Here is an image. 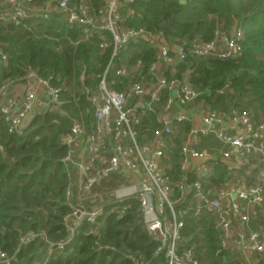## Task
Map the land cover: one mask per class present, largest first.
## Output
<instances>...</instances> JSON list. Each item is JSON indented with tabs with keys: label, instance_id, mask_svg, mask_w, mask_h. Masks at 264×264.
Here are the masks:
<instances>
[{
	"label": "built area",
	"instance_id": "obj_1",
	"mask_svg": "<svg viewBox=\"0 0 264 264\" xmlns=\"http://www.w3.org/2000/svg\"><path fill=\"white\" fill-rule=\"evenodd\" d=\"M134 1L100 0V5L93 7L87 0H0V24L29 28L31 18L57 15L68 25L80 27L81 36L75 44L89 39L95 32L109 33V39L101 35L99 46L101 49L112 47L110 59L98 75L96 87L84 89L93 122L88 126L82 118H74L69 132L62 138L66 150L61 162L68 176L64 198L70 209L63 217L67 236L57 246L61 248L68 243L83 223L94 225L105 203L135 199L148 235L158 242L153 257L162 255V260L169 264H202L195 241L182 245L183 216L216 215L223 244L232 218L246 226L250 206L264 207V121L257 120L247 110L230 109L224 113L202 102L195 108H187L199 97V91L190 85L187 76L175 78L162 69L176 65L188 54L200 58H238L242 54L243 31L236 24L229 31L216 28L209 40L197 37L189 45L172 44L162 32L124 24L125 15L134 13L130 6ZM138 41H146L156 49V58L147 70L141 60L133 65L117 66L114 59L121 49ZM6 60V54L0 49V65L4 66ZM112 69L119 78L116 83L125 81L121 89L113 87L115 80L108 78ZM51 78L41 77L28 67L22 78L24 91L19 97L10 90L14 80L6 78L0 82V116L9 131L21 133L35 114L64 104L62 87L52 84ZM34 83L41 86V97ZM146 112L155 114L161 127L151 139L142 142L140 125ZM194 114L198 116L199 126L195 125ZM185 122L190 127L178 149L179 174L173 180L166 172L171 168L167 139ZM208 135L227 149L218 153L197 149L202 136ZM247 158L257 159L253 166L261 167L251 184L227 180L216 187L206 178L210 160L233 159L239 163ZM190 174L195 178L191 179ZM116 179L124 180L127 185L98 192L101 183ZM175 191L179 193L176 199L173 198ZM234 193L236 197L232 198ZM178 202L186 204L180 211L176 209ZM263 229H250L236 239L238 245L258 254L253 262L245 264H260L264 252ZM37 236L46 238L44 232L28 231L20 236L19 244H26ZM14 258L15 252L0 250V264H12Z\"/></svg>",
	"mask_w": 264,
	"mask_h": 264
},
{
	"label": "trees",
	"instance_id": "obj_2",
	"mask_svg": "<svg viewBox=\"0 0 264 264\" xmlns=\"http://www.w3.org/2000/svg\"><path fill=\"white\" fill-rule=\"evenodd\" d=\"M79 2L80 0H72ZM93 7L100 0H87ZM133 14H126L124 24L162 32L172 44H190L194 38L209 40L216 28L229 31L239 25L243 31L242 54L238 58H200L188 54L176 64L178 75H186L199 91L196 101L212 110L227 113L230 109L247 110L254 118L264 121V0H135L130 4ZM29 28L0 24V49L6 54L0 65V82L6 78L22 81L31 67L39 76L51 78V83L62 87L64 104L35 114L22 133L11 132L0 116V250L12 254V264H134L127 252L143 255L156 264L153 253L158 242L149 236L139 216V202L124 199L105 203L104 207H123L126 212L117 218L113 211L103 214L98 234L83 223L78 232L63 247L57 243L67 236L63 217L69 211L64 191L68 176L61 158L66 146L62 138L70 130L74 118H82L89 126L93 122L92 108L85 88L94 89L98 75L105 69L112 47L101 49V35L95 32L89 39L78 40L79 26L68 25L63 18H31ZM156 49L146 41L130 42L115 57L117 66L135 64L141 60L144 70L155 60ZM113 87L115 70L109 72ZM185 129L190 127L184 123ZM161 124L155 114L146 112L140 125V141L153 137ZM178 142V141H177ZM197 149L218 153L227 146L212 135L202 136ZM170 178H178V151L169 149ZM212 172L206 176L213 183L239 180L244 171H233L232 166L219 159L210 160ZM264 166V164H262ZM194 179L195 175L190 174ZM254 181V180H253ZM251 182V181H250ZM252 183V182H251ZM248 183V184H251ZM179 197L177 191L173 198ZM186 206L176 204L180 211ZM252 207L249 228L264 225V207ZM258 213V214H257ZM185 215L181 229L183 241H195L196 254L204 264H239L222 246V231L216 227L217 216L204 213L201 217ZM96 224L92 225L95 226ZM246 226V227H248ZM44 232L20 245L19 239L28 231ZM260 264H264V255Z\"/></svg>",
	"mask_w": 264,
	"mask_h": 264
},
{
	"label": "rangeland",
	"instance_id": "obj_3",
	"mask_svg": "<svg viewBox=\"0 0 264 264\" xmlns=\"http://www.w3.org/2000/svg\"><path fill=\"white\" fill-rule=\"evenodd\" d=\"M163 71H164V73L166 74V75H168V76H173V77H175V78H182L183 76H186V75H178L179 73H178V69H176V65H174V66H167V67H164L163 69H162ZM12 80H14V79H12ZM15 81V80H14ZM190 83V82H189ZM191 85V84H190ZM192 86V85H191ZM193 87V86H192ZM201 101H195V102H193V103H190L189 105H187L188 107L187 108H195L199 103H200ZM175 112V111H174ZM179 128V131L178 132H176L173 136H171V137H169L168 139H167V146H168V149H172V150H174V151H178V149H179V147H180V144H181V141H182V139L185 137V133L187 132V130L185 129V126H184V124H182L181 126H179L178 127ZM23 132V131H22ZM21 132V133H22ZM178 141V142H177ZM220 151V150H219ZM245 160V159H244ZM178 162V161H177ZM238 163V162H237ZM254 163H257V159H255V158H247L246 159V162H243V160H241L239 163H238V166H239V168L237 169L238 171L240 170V171H244L243 172V174H241L240 175V177H239V184H245L246 183V181H248L249 180V177H252L253 178V180H255L256 179V177H257V174H258V172H259V170L261 169V167L260 166H254V168H252V165H254ZM259 164V163H258ZM251 165V166H250ZM208 166H209V171H210V173L212 172V168H211V166H210V164H208ZM102 185H100L99 186V189H98V192H104V191H106V192H108L109 190L110 191H112V189H114V188H117L118 186H123V187H125L127 184H126V182L124 181V180H118V179H116V180H112L110 183H101ZM215 185L214 186H216V187H219L220 186V184H216V183H214ZM121 193H125L124 191H121ZM107 200H110V199H107ZM253 208L254 210H257V211H259V208H255V205H253V206H250V208ZM128 208H131V206H129V205H123V207H118V206H116V205H114V206H111V208L110 209H107V211H106V209L105 208H103V211L101 212V214H100V216L98 217V218H100L103 214H105V212L106 213H109L110 211H113L114 213H115V215H116V217L117 218H120L121 216H123V214L126 212V210L128 209ZM250 208H249V214H250V218H251V211H250ZM138 212H139V216H142V213L140 212V210H139V207H138ZM258 214V213H257ZM142 218H143V216H142ZM251 220V219H250ZM250 220H249V222H250ZM143 222H144V219H143ZM247 223V225L246 226H250V223ZM96 225L95 226H90V229H89V231L90 232H92V233H94V234H98V226H99V224H100V220L98 219L97 220V222L95 223ZM249 226L248 227H246L247 228V230H245V231H243L242 233H244V234H246V232H248V230H250V228H249ZM64 228H65V226H64ZM144 228H145V230H146V232H148L147 231V228H146V225H145V222H144ZM263 228H264V225H263ZM244 230V229H243ZM264 230V229H263ZM262 230V231H263ZM35 231V230H34ZM35 232H37V231H35ZM264 232V231H263ZM39 233V232H38ZM148 234V233H147ZM45 240H46V238H45ZM48 240V239H47ZM46 240V241H47ZM225 240H226V238H225ZM232 240V239H231ZM228 241H230V240H228ZM190 242L191 241H189V239H187V241H183V246H186V245H189L190 244ZM192 242H194V241H192ZM181 243V242H180ZM230 244L232 245V242H230ZM230 245V246H231ZM226 245H224V247H225ZM229 246V245H228ZM233 253V255H232V258H233V260L235 261V262H238L239 264H243L242 263V261H241V259L239 258V253L238 252H235V251H232ZM127 255H128V257L132 260V262L134 263V264H150V261L149 260H146V258L143 256V255H135V254H133L131 251H128L127 252ZM264 255V252L262 253V256ZM255 256H258V254H256ZM204 261L206 262L207 260H205L204 259ZM202 262V261H201ZM205 262H202V264H204Z\"/></svg>",
	"mask_w": 264,
	"mask_h": 264
},
{
	"label": "crops",
	"instance_id": "obj_4",
	"mask_svg": "<svg viewBox=\"0 0 264 264\" xmlns=\"http://www.w3.org/2000/svg\"><path fill=\"white\" fill-rule=\"evenodd\" d=\"M34 88L37 90V94L38 97H41V86L38 83H34ZM11 92L12 94L16 95V96H21L23 91H24V85L22 81H15V83H13L11 85ZM194 122L196 126H199V119L198 116L194 114ZM227 163H229L232 168L233 171H236L239 166L237 162H234V160H227L225 161ZM243 162H246V159L243 160ZM251 166V165H250ZM252 168H254V166L252 165ZM253 182V178L249 177V180L246 181V185L248 183ZM263 228V225L259 226V229ZM244 229V230H243ZM247 230L246 226L244 224H242L241 222H239L236 218H232L231 220V227L230 230L228 232V234L226 236H224L226 238L225 242L222 244V246L224 247V245H226L224 248L228 249L229 254L232 256L233 252H238L239 254V258L241 259L242 263H248V262H253L254 258L256 257L255 255L257 254V252L251 250L249 247L247 246H240L236 243V239L239 237V234H242L243 231ZM221 237H223V235H221ZM232 239V240H231ZM230 240V241H228ZM230 242H232V245L230 244ZM197 245V244H196ZM229 245V246H228ZM231 245V246H230Z\"/></svg>",
	"mask_w": 264,
	"mask_h": 264
},
{
	"label": "water",
	"instance_id": "obj_5",
	"mask_svg": "<svg viewBox=\"0 0 264 264\" xmlns=\"http://www.w3.org/2000/svg\"><path fill=\"white\" fill-rule=\"evenodd\" d=\"M181 2L183 3V2H185V0H181ZM235 197H236V194L234 193V194L232 195V198H235ZM162 258H163V256L160 255V256L157 258V260H156V264H169L168 262L163 261Z\"/></svg>",
	"mask_w": 264,
	"mask_h": 264
}]
</instances>
